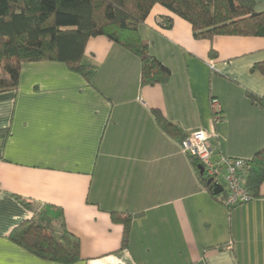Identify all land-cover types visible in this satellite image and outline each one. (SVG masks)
<instances>
[{"label":"crops","instance_id":"obj_1","mask_svg":"<svg viewBox=\"0 0 264 264\" xmlns=\"http://www.w3.org/2000/svg\"><path fill=\"white\" fill-rule=\"evenodd\" d=\"M138 32L170 70L166 83L142 84L139 58L97 36L84 52L95 66L90 82L62 62L36 61L22 63L17 88L0 93V264H59L9 240L31 217L26 202L63 211L79 240L73 264H264V181L250 202L226 207L224 171L223 192L211 194L154 114L185 136L201 129L213 161L253 157L264 147V112L247 95H264V76L252 71L264 37L197 40L160 5ZM113 212L131 217L126 248Z\"/></svg>","mask_w":264,"mask_h":264},{"label":"trees","instance_id":"obj_2","mask_svg":"<svg viewBox=\"0 0 264 264\" xmlns=\"http://www.w3.org/2000/svg\"><path fill=\"white\" fill-rule=\"evenodd\" d=\"M155 5L186 21L197 40L212 41L216 36L264 37V11L255 10L256 0H0V93L17 88L22 63L36 61L62 62L90 82L95 66L84 52L89 38L97 36L139 58L142 84L166 83L170 70L148 53V44L138 32ZM160 25L170 29L172 19L164 17ZM209 53L215 56L213 50ZM252 71L264 76V60L254 64ZM247 97L264 112V95ZM154 114L160 128L179 141L181 147L189 135H182L159 112ZM186 157L195 167L199 165L195 158ZM243 160L248 163L241 173L243 187L255 198L264 181V147ZM197 174L214 194L213 182L207 185L209 179L199 169ZM24 205L31 210V217L9 233V240L42 260L59 264L79 261V240L68 231L63 211L53 205ZM111 220L122 225L121 248H126L130 215L113 212Z\"/></svg>","mask_w":264,"mask_h":264},{"label":"built area","instance_id":"obj_3","mask_svg":"<svg viewBox=\"0 0 264 264\" xmlns=\"http://www.w3.org/2000/svg\"><path fill=\"white\" fill-rule=\"evenodd\" d=\"M213 120L218 121L219 106L214 99L211 101ZM181 153L197 160L203 168V177L218 183V179L224 171V199L223 203L228 208L250 202L253 197L244 189L241 173L247 168L248 163L239 158L220 156L217 161L212 159V150L208 144V138L201 130H195L182 142Z\"/></svg>","mask_w":264,"mask_h":264},{"label":"water","instance_id":"obj_4","mask_svg":"<svg viewBox=\"0 0 264 264\" xmlns=\"http://www.w3.org/2000/svg\"><path fill=\"white\" fill-rule=\"evenodd\" d=\"M199 168V171H200V174L202 175L203 174V168L201 166L198 167ZM212 181L209 179L207 180V185H209ZM223 192V188L222 186H220L219 184L217 183H213V193L215 195L219 194Z\"/></svg>","mask_w":264,"mask_h":264}]
</instances>
